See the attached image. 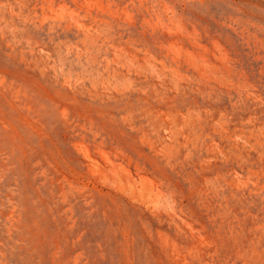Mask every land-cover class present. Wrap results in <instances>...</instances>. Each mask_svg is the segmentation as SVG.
<instances>
[{
    "label": "rangeland",
    "instance_id": "obj_1",
    "mask_svg": "<svg viewBox=\"0 0 264 264\" xmlns=\"http://www.w3.org/2000/svg\"><path fill=\"white\" fill-rule=\"evenodd\" d=\"M0 264H264V0H0Z\"/></svg>",
    "mask_w": 264,
    "mask_h": 264
}]
</instances>
